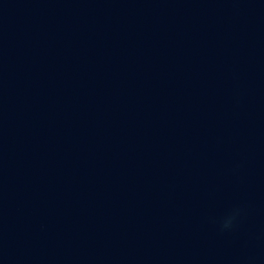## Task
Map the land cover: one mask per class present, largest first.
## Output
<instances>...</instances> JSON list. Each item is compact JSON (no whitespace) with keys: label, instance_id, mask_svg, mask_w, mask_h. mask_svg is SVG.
<instances>
[{"label":"water","instance_id":"obj_1","mask_svg":"<svg viewBox=\"0 0 264 264\" xmlns=\"http://www.w3.org/2000/svg\"><path fill=\"white\" fill-rule=\"evenodd\" d=\"M0 264H264V0H0Z\"/></svg>","mask_w":264,"mask_h":264},{"label":"clouds","instance_id":"obj_2","mask_svg":"<svg viewBox=\"0 0 264 264\" xmlns=\"http://www.w3.org/2000/svg\"><path fill=\"white\" fill-rule=\"evenodd\" d=\"M230 222H231L230 220L225 221V223L223 224V227H224V228L229 227Z\"/></svg>","mask_w":264,"mask_h":264}]
</instances>
